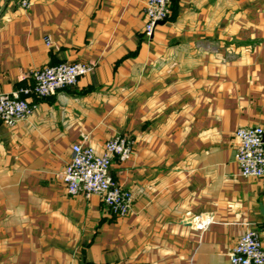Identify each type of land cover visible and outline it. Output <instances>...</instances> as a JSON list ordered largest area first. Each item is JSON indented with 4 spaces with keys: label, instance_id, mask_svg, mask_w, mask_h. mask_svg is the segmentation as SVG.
Here are the masks:
<instances>
[{
    "label": "crops",
    "instance_id": "1",
    "mask_svg": "<svg viewBox=\"0 0 264 264\" xmlns=\"http://www.w3.org/2000/svg\"><path fill=\"white\" fill-rule=\"evenodd\" d=\"M28 1L0 0V92L36 107L0 120V264H231L247 230L264 248V177L235 159L236 132L264 129V0H172L151 38L146 0ZM66 62L94 68L22 93ZM118 136L133 148L110 171L133 195L126 216L64 182L75 144L100 155Z\"/></svg>",
    "mask_w": 264,
    "mask_h": 264
},
{
    "label": "built area",
    "instance_id": "2",
    "mask_svg": "<svg viewBox=\"0 0 264 264\" xmlns=\"http://www.w3.org/2000/svg\"><path fill=\"white\" fill-rule=\"evenodd\" d=\"M172 0H146L145 35L151 38L156 27L166 22L171 15ZM22 6L28 8L30 2L22 0ZM51 45V40H47ZM93 66L83 62L61 63L56 66L36 70L32 74L34 86L23 90L25 95L47 98L58 91L78 84L80 78L93 71ZM21 97L19 92L7 94L0 92V120L7 126L14 127L21 120L28 118L35 110ZM238 147L236 162L245 177H264V129L253 127L239 129L236 132ZM73 158L64 172V182L72 196L91 198L100 196L112 212L126 216L133 205V195L118 184L111 176L113 160L128 161L133 148L126 137L118 136L109 140L102 154H97L91 145L75 144L72 148ZM192 226L200 231L208 229L211 217L196 216L191 220ZM231 264H264V248L258 232L247 230L239 239L230 254Z\"/></svg>",
    "mask_w": 264,
    "mask_h": 264
}]
</instances>
